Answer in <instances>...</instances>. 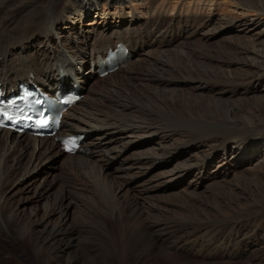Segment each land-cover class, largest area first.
<instances>
[{"label":"bare ground","instance_id":"obj_1","mask_svg":"<svg viewBox=\"0 0 264 264\" xmlns=\"http://www.w3.org/2000/svg\"><path fill=\"white\" fill-rule=\"evenodd\" d=\"M92 14L95 16L88 22H84L88 28L84 31L80 28L78 31L77 25H81L83 20ZM142 20H145L142 23L144 28L143 31H140L136 29V26L143 22ZM263 21L264 0H0V82L3 85L8 84V86L16 85L18 81H24L30 74H33L35 81L47 89L56 85L71 86L69 81H60L57 78L58 67L61 66L59 64L63 63L68 64V69L78 80L79 89L86 92L82 99L64 115L58 133L60 135L85 134L82 150L79 152L64 153L60 149L59 141L54 137L33 138L27 135H14L5 129L0 130V215L4 219L5 229L14 231L19 235L21 241L30 244L35 252L32 259L34 264L88 263L87 258H83L77 246L78 233L81 231L76 227V219L79 218L77 212L80 208V195L77 191L68 189V192H64L63 190L60 196L55 199L51 198L52 189L58 183V180L53 178L47 185L44 182L36 189L33 194V197H36L35 204L32 203L33 197H16V194L18 195L26 189L23 180L34 172L38 165L46 164L53 157L62 153L68 155L66 164L67 162H77V164L86 167H96V165L93 166L92 157L94 155L97 154L99 157L102 152V156L108 157L107 161H110L115 160L125 150H117V147L107 148L105 143L113 141L116 135L121 134L126 138L153 135L155 139L150 142L154 143V140H160L157 142V150L154 153L152 149L144 151L136 163L125 167V172L134 167L148 170L155 165H168L186 151L216 142V146L212 147L213 152L205 155L202 160L194 162L190 159L182 165H176L173 169L165 171L164 175H171L169 183L176 182L175 189L182 185L187 188L189 184V186H193L194 190L204 179L209 177L210 168L216 159L226 160L228 156L232 157L231 161L240 162L238 167L244 165L243 163L246 161L248 163L256 162L264 174V120L261 119L264 117ZM189 22L192 23L191 25L202 24L205 26L213 22L217 25L227 26L228 30L239 27L235 31H253L259 24L263 28L251 39V46L235 40L233 48H222L221 55L218 57L200 49L199 56L203 60L188 56L189 58L186 59H190L191 67L184 71L173 67L168 60L158 55V57L154 56L150 59L140 73L132 69L127 71V77L142 81L147 88L154 84L157 93L159 91L163 94L172 92L173 99L176 98L175 92L178 91L181 84L190 85L193 81H197V85L190 86L194 93L193 97L210 92V103L206 106L194 105L191 107L179 105L177 101H174L170 111L173 112L176 119L180 118L181 120H184L183 112L204 114L202 116L219 124L217 125L218 130L222 129L219 134L215 136H212L214 133H206V136L197 134L192 136V139H184L183 142L176 140L166 144L168 141H172L173 137L184 136V134H181L178 128L175 131L167 126L163 127L154 123L156 119L166 117L156 113L154 103L158 101L156 102L152 95L153 100L143 95L140 98L132 97L130 99H123V95H116V98L108 97V102H105L102 95L97 97V91L92 88H89L91 92L87 93L88 83L96 76L97 71V66L92 68L90 63L98 55H103L109 48L113 49L118 43H122L129 48L132 59L144 47H149V42L154 39L148 37L151 31L161 33V28L167 23L169 29L167 27L166 31H163L166 36L169 35L168 32L172 33L174 25L180 26L182 23L187 25ZM250 27L253 29L250 30ZM203 35L205 42L201 46H207L206 41L212 37L225 34L222 28L215 26ZM232 41L230 38V42ZM152 43H158L159 47L166 48L173 43V40L165 39L161 43L160 40L159 42L153 40ZM173 53L175 57L181 55L183 58L185 54H188L187 50ZM230 55H234L235 58L231 60V57L228 58ZM131 61L120 66L117 71L127 68ZM135 61V65L141 68V58H136ZM113 73L111 74L114 75ZM235 95H239L238 102L226 98ZM139 103H143L144 107L140 108ZM102 104H106L109 107L106 108L108 110L105 111ZM100 107L101 109H99ZM96 129L107 131L91 139V135ZM202 132L204 134V131ZM11 136H15V140ZM230 143H234V145L231 146ZM76 155L78 156L75 157ZM44 157L46 159L41 160ZM177 168L183 170L186 178L191 177L189 182H186L185 178L177 179L179 177L174 174ZM230 171L226 168L224 171L215 172L214 178L217 180L214 182V186L223 187V179L230 174ZM19 173L21 174L17 177ZM127 174V176L133 175V173ZM13 176H15V180L12 179ZM104 177L106 178V175ZM7 178H11L12 183H7L5 181ZM109 179L115 193L114 197L124 206L126 215L136 217L139 221L137 222L138 228L144 237V242L135 246L138 255H135L136 257L133 259L130 246L128 247L125 239L122 238L127 234L126 228L124 229L125 225H122L121 228L118 223L117 228L113 229L117 233L116 237H121V243L117 244L120 246L122 256L116 259L117 263L146 264L149 259V261L152 259L149 264H157L156 260H153L152 254L149 253L150 249L148 251L145 248L149 244L152 250H158V255L161 254L168 264L175 262L183 264V259L174 252L182 247L184 242L183 236L177 235L179 229L163 220L144 224L143 203L138 197H135L136 194H130V187L127 186L128 180L125 178V180L120 178L119 180L117 177ZM7 184H9L8 187H15L16 190H12V194L9 190V192L7 191ZM254 187L257 194H250L253 196L252 198L245 197L227 201L225 208L219 206L218 203L213 207L224 215L233 213L226 211L227 208L233 209L234 212L240 211L239 219L241 220L245 216L251 217L253 226L263 224L264 183L254 181ZM171 189L165 188L164 190L169 192ZM255 197L257 198L255 199ZM44 199V206H40L39 201ZM250 202L251 204H248ZM246 212H248L247 215ZM227 217L229 218V216ZM205 220L201 219V221L189 225L197 228L196 231L209 230L206 238L210 237L211 239L205 240L201 245V256L206 257L205 252L212 244L213 239L222 233V229L223 231L227 229L229 232L225 240V250L235 241L239 243H237L238 247L243 246L241 243L261 245L264 242V238L259 235L258 230L248 236L246 229L242 228L239 223L229 221L225 225H217V222ZM242 222L243 220L240 221V223ZM100 237L102 239L97 238L98 243L108 241L110 244L116 245L115 241L111 240L109 233L104 232ZM146 250L147 253H145ZM108 255H105L99 263L93 262L92 264H105L104 261L109 260ZM218 256H221L219 259L215 258L219 261L218 264H228L220 262L225 258L229 259L227 253H219ZM111 264L113 263L111 262ZM184 264H190V262L187 261Z\"/></svg>","mask_w":264,"mask_h":264},{"label":"rangeland","instance_id":"obj_2","mask_svg":"<svg viewBox=\"0 0 264 264\" xmlns=\"http://www.w3.org/2000/svg\"><path fill=\"white\" fill-rule=\"evenodd\" d=\"M94 16L95 14H92L85 18L81 25H77V30L80 31V28H82V30L84 31L86 28H88V26H86L84 22H88ZM144 22L145 20L143 22H140V24L136 26V29L143 31L144 27L142 23ZM262 23H264V21ZM191 24L192 23L189 22L187 23V25L185 23H182L180 26L178 24L174 25L172 33L168 32L169 35L166 36L163 31H166L167 27L169 29L167 23L164 24L161 28V33L151 31V34L148 37L149 39H154L149 42V47H144L143 50L138 52L137 56L132 57V61L127 66L128 69L123 68L119 69L118 71L116 70L115 73L112 72L114 75L110 73L111 75H106V78L94 76L88 83L89 87H87L88 89L92 88L93 90L97 91V97H99V95H102L105 102H108V97L110 98L111 96L112 98H116V95H123V99H130L132 97L140 98L141 95H143L144 97H150L151 100H153L151 97L152 95L156 102L158 101V104L154 103L155 109L157 110L156 113L159 116L166 117L163 119H156L154 123L163 127L167 126L168 128L174 129L175 131L178 128L181 131L180 133L184 134V136L177 135L173 137L172 141L170 140V142L168 141L166 144H169L176 140L178 142H183L184 139H192V136L197 134L205 135L206 133H214L212 136H215L219 134V132H221L222 129L218 130L217 127V125L219 124L217 122H214L213 120H209L206 116H202L204 114L198 115L196 114L197 112H183L184 120H181L180 118H178V120L172 114L173 112L170 111V107L172 106L174 101H177L179 105H186L191 107H193L194 105L206 106L211 101V93L204 92L201 95L193 97L194 93L191 91L190 86L198 84L197 81H193V83H191L190 85L181 84L178 87V91L175 92L176 95L173 92V95H175L176 97L175 99H173L171 97L172 92L170 94H163V92L158 90L159 92L157 93L155 86H153L154 84H152L151 87L148 86L147 88L145 85H143L142 81L132 78L129 79L126 72L132 69L140 73L141 69L149 63V60L154 56L158 57V55H161L160 57L168 60L173 67L182 69L184 71L186 70V68L188 69L191 67L190 59H186L188 56L193 57V59L195 58L197 60H203V58L199 56L201 52L200 49H204L206 50V53L214 57H218L221 55L220 52L222 48H233L235 40L251 46V39L256 35L257 32L262 31L263 28L262 25L259 24L254 29L253 27L249 28L250 30L253 29V31H235L239 27H233L228 30L227 26L217 25V23L213 22L210 25L206 24V26L202 24V26ZM215 26L222 28L225 35H216L209 39V41H206L207 46H201L205 42L203 34L210 29H213ZM147 27H149V25H147ZM230 38L233 40L232 42H230ZM165 39H172L173 43L166 48L159 47L158 43L154 44L155 42L151 44L153 40L157 42H159L160 40L161 43ZM181 50H187L188 54H185L184 58L181 55L180 57H175V54L173 52H181ZM139 57L142 60L141 68H139L138 65H135V60ZM229 57H231V60L232 58H235L234 55H230L228 56V58ZM113 79L116 81L114 82ZM88 92L90 93L91 90H87V93ZM85 93L86 92H83L82 94L85 95ZM238 96L239 95H235L233 97L226 98H228L229 100H237ZM226 98L224 99L226 100ZM205 99H207L208 101ZM139 104L140 108L144 107L143 103ZM102 105L105 107V111L108 110L106 108L109 107L106 104ZM99 109H101V107ZM199 117L202 118V120H199ZM261 119L264 120V117H261ZM106 131L107 130L96 129L92 133L91 139H94L98 134ZM202 131H204V134ZM11 138L15 140L16 137L11 136ZM152 139H155V136L150 135L140 137L139 135L126 138V136L118 134V136L116 135L113 141H107L105 144L107 145V148L117 147V150H125L122 151L115 160L110 161H107L108 157L102 156V152L99 157L97 154L94 155L92 157V160H94L93 166L96 165V167H86L85 165L77 164V162H67L66 164L68 155L62 153L59 156L53 157L46 164L38 165L34 172H32L25 180H23V184L24 186H26V189L20 192L18 195L16 194V197L32 198L34 192L37 188L40 187V185H43L44 182L46 183L45 185H47V183H50L53 178L58 180V183L52 189L51 198H57V196H60L62 194L63 190L64 192H68V189H70L71 191H77L78 195H80V208L78 209L77 216L80 219H76V227L81 230L79 231L80 235L78 233L77 246L83 258H87V264H92L93 262L99 263V261L103 260L104 256L107 254H109V260H105V264H111V262L113 264L117 263L116 259H119V257L122 256L120 246L117 244L121 243V237H116L117 233L113 229L117 228L118 223L119 225H121V228L122 225H125L124 229L126 228L127 234L124 235V237L122 236V238L125 239L127 246H130V249L134 256L133 259L138 255L136 251L137 245L144 242V237L141 235L138 228L139 225L137 222L139 221L136 219V217H134V215H126L124 206L121 205L114 197L115 193L113 192V187L109 182V178L112 177L128 180L127 186L130 187V194H136L135 197H138V199L143 203L142 211H144V215L142 216V218L144 219V224H151L153 223V221L163 220L169 222L171 225L179 229L177 235L183 236L184 242L182 244V247H179L174 252L183 259V264L187 261L190 262V264H218L219 261L215 258H221V256H218V254L223 252L228 254L229 259L225 258L223 260H220V262L222 261L228 264H264V242L261 245H247L241 243L243 246L238 247L239 243L237 242V244L235 241V244L232 243L225 250V240L227 239L226 237L229 233L227 232V229H225V231H223L222 229V233H220L213 239L214 243L212 242V244H210L209 246L210 249L208 248V250L205 252L206 257L201 256V245L205 240L211 239L210 237V239L208 237L206 238L209 230L196 231L197 228L189 226L190 224L192 225L201 221V219H206L205 221L210 222H217V225H225L229 223V221H231L239 223L242 228L246 229V231L248 232V236H250L255 230H258L259 235L264 238V223L259 224L260 226H253L251 225V217L245 216L241 218V220L239 219L240 211L234 212L233 209L227 208L226 211L233 213L230 215H224L220 213V210L214 208L217 205L216 203L220 204L219 206H222V208H225L227 201L245 197L252 198V194H257V191L254 187V181L264 183V174L258 167L257 163H248V161H246V163H243L244 165L238 167L240 162H235L233 160L231 161L232 157L230 156L226 157V160L217 158L212 168H210L211 172L209 174V177L206 180L204 179L205 181L203 180V182L200 183L196 189L193 190V186H189V184L187 185V188H184L186 186L182 185L176 187L175 189L174 186L176 185V182L169 183V178L171 177V175H164V172L173 169V167L176 165H182L190 159L194 162L200 161V159L202 160L205 155L213 152L212 147L216 146V142L210 143L207 146L204 145L200 148L186 151L182 155H179L177 159L173 160L168 165H155L148 170H145V168L139 169L134 167L131 170L125 172V167L131 166L132 164H134V162L136 163L137 160L140 159L139 157L142 153H144V151L152 149L154 153L157 150V142H159L160 140L156 139L157 141L154 140V143H152L150 142V140ZM211 144L214 145L211 146ZM230 145L233 146L234 143H230ZM77 156L78 155H76L75 157ZM45 159L46 158L44 157L41 160ZM226 168L231 171L229 172L230 174H228V176L223 179L222 185L224 186L221 188L214 186V182L217 180L216 178H214V173L217 171H224ZM127 173H133V175L127 176ZM20 174L21 173H19L17 177L20 176ZM174 174L179 177L177 179L183 180L185 178L186 182L190 181L191 177L186 178L183 174V170H180V168L175 169ZM104 175H106V178L104 177ZM12 179L15 180V176H13ZM12 179L7 178L5 181L10 184L13 181ZM250 183L252 186L250 185ZM9 184H7V191L9 190L11 192L15 189V187H8ZM165 188L172 189L169 192H166V190H164ZM147 189L149 190V192L146 193V191H148ZM33 198L34 199L32 203L35 204L36 202L34 200H36V197ZM256 198L257 197H255V199ZM251 202L248 204H251ZM44 203L45 199L39 201L40 206H44ZM247 214L248 212H246V215ZM227 216H229V218ZM242 220L243 222L240 223V221ZM104 232L110 234L111 240H114L116 245H114V243L110 244L108 241L105 243L101 242L102 244L97 242V238L100 240L102 239L100 235ZM127 235H130L131 237L129 238ZM79 244L82 246H80ZM148 245H146L145 248L148 251L150 249L149 253L152 254L153 260L155 259L157 264H168V261L164 260L161 254L158 255V250H152L151 246L149 245V247ZM147 250L145 253H147ZM208 254L209 256H207ZM34 256L35 252L29 243L21 241L19 235L14 231L5 229L4 219L2 215H0V264H34V262H32ZM149 260L146 264L151 263L152 259L151 261ZM171 264L179 263L175 262Z\"/></svg>","mask_w":264,"mask_h":264}]
</instances>
